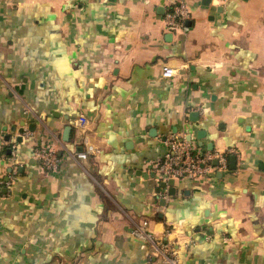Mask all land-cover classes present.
<instances>
[{
	"label": "crops",
	"instance_id": "crops-1",
	"mask_svg": "<svg viewBox=\"0 0 264 264\" xmlns=\"http://www.w3.org/2000/svg\"><path fill=\"white\" fill-rule=\"evenodd\" d=\"M169 137L227 170L162 189ZM144 220L181 264H264V0H0V264H162Z\"/></svg>",
	"mask_w": 264,
	"mask_h": 264
},
{
	"label": "built area",
	"instance_id": "built-area-1",
	"mask_svg": "<svg viewBox=\"0 0 264 264\" xmlns=\"http://www.w3.org/2000/svg\"><path fill=\"white\" fill-rule=\"evenodd\" d=\"M215 1L222 2L225 0ZM187 18L188 10L186 6L182 3L175 5L165 17L166 28L171 32L177 33ZM176 73L177 70L165 67L162 71V76L171 78ZM76 127L83 138V145L86 147V153L82 154L85 158L94 151L86 137L89 122L84 116H80L76 120ZM164 144L166 152L163 157L148 167V172L153 175L159 184L165 183L167 186L174 181L183 180L210 181L216 171L227 170L226 153L199 149L183 137H169ZM33 155L44 171L48 173H57L59 171L60 160L55 149L46 147L35 149ZM214 162L216 165H213ZM16 173L17 168H11V177L6 183L7 186L10 185ZM173 232V224L166 223L163 235L159 239H155L148 231V221L144 220L139 225H136L130 233L138 239L148 241L154 247L156 255L162 264H181L174 247Z\"/></svg>",
	"mask_w": 264,
	"mask_h": 264
},
{
	"label": "water",
	"instance_id": "water-1",
	"mask_svg": "<svg viewBox=\"0 0 264 264\" xmlns=\"http://www.w3.org/2000/svg\"><path fill=\"white\" fill-rule=\"evenodd\" d=\"M69 129H67L66 130V132L68 131ZM23 132V129H20V131H19V133H22ZM233 161V160H232ZM10 171V170H9ZM152 177H153V175H151ZM160 187L162 188V189H165V188H167V186H166V184L165 183H160ZM170 190V189H169ZM171 194H172V189H171Z\"/></svg>",
	"mask_w": 264,
	"mask_h": 264
}]
</instances>
